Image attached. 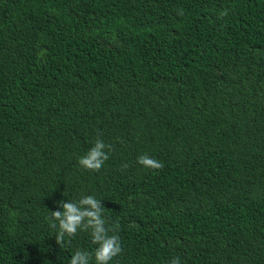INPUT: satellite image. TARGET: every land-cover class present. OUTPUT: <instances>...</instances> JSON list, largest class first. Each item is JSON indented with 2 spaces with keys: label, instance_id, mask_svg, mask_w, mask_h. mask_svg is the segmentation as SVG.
Returning <instances> with one entry per match:
<instances>
[{
  "label": "trees",
  "instance_id": "obj_1",
  "mask_svg": "<svg viewBox=\"0 0 264 264\" xmlns=\"http://www.w3.org/2000/svg\"><path fill=\"white\" fill-rule=\"evenodd\" d=\"M87 195L110 264H264V0H0V264L94 253L47 219Z\"/></svg>",
  "mask_w": 264,
  "mask_h": 264
},
{
  "label": "clouds",
  "instance_id": "obj_2",
  "mask_svg": "<svg viewBox=\"0 0 264 264\" xmlns=\"http://www.w3.org/2000/svg\"><path fill=\"white\" fill-rule=\"evenodd\" d=\"M226 12L221 15H226ZM178 15H183L179 10ZM44 53L42 52L41 55ZM107 149V151H106ZM112 145L106 144L102 139L97 138L94 146L78 159L81 168L98 172L109 159V152ZM137 163L146 169L159 170L163 168V163L157 159L149 157L147 154L137 157ZM124 167H127L125 164ZM59 209L50 210L47 217L49 226L57 229L55 234L58 245L64 242L65 237L73 238L78 231L90 232L91 242L96 245L94 253L76 250L69 260V264H90L93 259L95 264H110V262L123 251L118 231V226H106L105 206L102 200H98L92 195L80 198L78 201H60ZM109 232L113 234L109 235ZM170 264H181L180 258L175 257Z\"/></svg>",
  "mask_w": 264,
  "mask_h": 264
}]
</instances>
